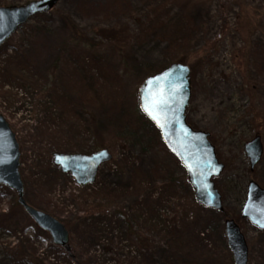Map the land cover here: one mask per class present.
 I'll use <instances>...</instances> for the list:
<instances>
[{
  "label": "rangeland",
  "instance_id": "obj_1",
  "mask_svg": "<svg viewBox=\"0 0 264 264\" xmlns=\"http://www.w3.org/2000/svg\"><path fill=\"white\" fill-rule=\"evenodd\" d=\"M180 61L186 120L224 165L223 213L194 201L138 108L146 75ZM0 115L19 144L27 204L65 225L74 260L0 185V264H233L225 218L245 237L247 264H264V230L240 217L248 182L264 188V0H60L0 47ZM257 135L250 171L243 145ZM100 149L111 160L85 187L52 164L56 152Z\"/></svg>",
  "mask_w": 264,
  "mask_h": 264
},
{
  "label": "water",
  "instance_id": "obj_2",
  "mask_svg": "<svg viewBox=\"0 0 264 264\" xmlns=\"http://www.w3.org/2000/svg\"><path fill=\"white\" fill-rule=\"evenodd\" d=\"M59 1L36 0L20 6L0 7V47L29 18L50 12ZM190 96L189 67L172 63L142 81L137 91L138 108L157 130L166 149L184 169L194 201L204 208L222 212L221 195L215 188L213 179L220 177L224 165L216 157L215 148L209 142V134L194 130L186 121L185 113ZM243 152L252 171L263 154L260 137L257 135L246 142ZM111 157L107 149L91 154L54 153L52 163L61 173L72 177L77 186L83 187L95 182L98 169L109 162ZM19 167V144L8 122L0 115V185L13 191L17 204L32 222L49 234L55 246L64 248L69 254V233L65 226L26 203ZM240 217L257 230H264V188L254 181H249L246 186ZM223 224L233 264H247L248 247L241 229L233 219L226 218Z\"/></svg>",
  "mask_w": 264,
  "mask_h": 264
},
{
  "label": "trees",
  "instance_id": "obj_3",
  "mask_svg": "<svg viewBox=\"0 0 264 264\" xmlns=\"http://www.w3.org/2000/svg\"><path fill=\"white\" fill-rule=\"evenodd\" d=\"M77 33V32H76ZM177 63H181V61L180 62H177ZM166 67V66H165ZM165 67H163V68H165ZM163 68H161V69H163ZM160 69V70H161ZM147 76H149V75H146V77ZM142 116V115H141ZM142 119L144 120V123L146 124V125H148V126H150V127H152V125L142 116ZM153 128V127H152ZM92 152V151H91ZM84 153H89V152H84ZM26 200V199H25ZM37 210H39V209H37ZM40 211H42V210H40ZM42 212H44V211H42ZM46 213V212H45ZM223 213V212H222ZM69 257H70V259L72 260V261H74L73 259H72V257L70 256V255H68ZM75 264H77L76 262H75Z\"/></svg>",
  "mask_w": 264,
  "mask_h": 264
},
{
  "label": "snow or ice",
  "instance_id": "obj_4",
  "mask_svg": "<svg viewBox=\"0 0 264 264\" xmlns=\"http://www.w3.org/2000/svg\"><path fill=\"white\" fill-rule=\"evenodd\" d=\"M154 103H159V102H154ZM146 111H147V107H146ZM149 115H152V113H151V112H149Z\"/></svg>",
  "mask_w": 264,
  "mask_h": 264
}]
</instances>
